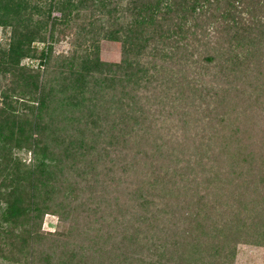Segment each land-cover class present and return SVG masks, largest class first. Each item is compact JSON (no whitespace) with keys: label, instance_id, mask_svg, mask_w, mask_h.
Here are the masks:
<instances>
[{"label":"trees","instance_id":"16d2710c","mask_svg":"<svg viewBox=\"0 0 264 264\" xmlns=\"http://www.w3.org/2000/svg\"><path fill=\"white\" fill-rule=\"evenodd\" d=\"M80 9L85 33L121 41L119 63L96 41L51 67L45 43ZM261 15V0H0V78L20 107L6 123L0 105L3 248L27 264H233L237 243L263 242ZM36 41L42 73L20 64ZM46 213L67 238L41 232Z\"/></svg>","mask_w":264,"mask_h":264},{"label":"rangeland","instance_id":"374dc122","mask_svg":"<svg viewBox=\"0 0 264 264\" xmlns=\"http://www.w3.org/2000/svg\"><path fill=\"white\" fill-rule=\"evenodd\" d=\"M262 2V9H264V0ZM124 4V3H123ZM89 10L80 9L78 14L73 11L74 17H71L65 23H58L55 25L53 37L50 41L45 44L51 46V58H49V64L57 66L61 63L64 56H70L74 52L77 54L86 52L90 56L94 51V44L97 41V57L102 62L119 63L122 59V43L119 40H111L103 38L101 35L87 34L85 33L86 23L89 19ZM36 16V15H34ZM53 16H60V12L56 9L52 10L50 19ZM243 19L246 20L248 17L246 13H243ZM264 17V15H261ZM187 23L185 26L187 27ZM11 34L10 27L0 26V42L5 44L9 40ZM36 47V57H26L21 60L22 65L28 66L31 69H36L43 72L46 66L41 64L38 52L43 48V42L33 43ZM147 59V56L145 57ZM61 60V61H60ZM155 60V59H154ZM192 62L193 60H188ZM53 68V67H52ZM213 69V68H212ZM210 69V70H212ZM9 77H7L8 80ZM0 78V105H1V118L6 123L13 122L20 110L19 100L14 99L10 96L9 91L4 89V83ZM14 154L18 156L21 161L25 164H29L32 161V152L27 150H18ZM87 192H81V196H86ZM2 204V203H1ZM71 222L61 221L57 215L45 214L42 221L40 230L43 233L61 232L63 235H59L61 238H67L64 234L69 233ZM82 230V226L79 227ZM4 244H0V264H27L25 263V255L18 251L20 248L17 244L10 251L3 248ZM9 254V258H3L2 254ZM233 264H264V241L258 244L239 242L235 246V255Z\"/></svg>","mask_w":264,"mask_h":264}]
</instances>
